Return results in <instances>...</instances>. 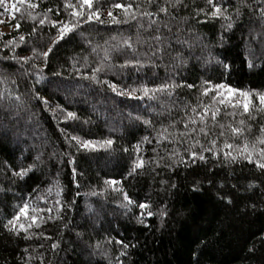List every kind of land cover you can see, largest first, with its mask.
<instances>
[{"label":"trees","instance_id":"obj_1","mask_svg":"<svg viewBox=\"0 0 264 264\" xmlns=\"http://www.w3.org/2000/svg\"><path fill=\"white\" fill-rule=\"evenodd\" d=\"M31 2L40 3V7L33 10L27 7V2L21 4L20 0H11V6L15 5L11 11V21L4 23L0 19L3 22L0 27L5 24L12 26L8 32L0 35V49H3L0 51V264H115L109 257L118 255L119 245L114 242L107 244L99 253L88 247L89 242L94 245L97 240L103 242L107 237L135 244L134 248L128 249L127 256L121 258L124 264H195L194 254L200 264H264V175L254 165L245 161L225 165L221 152L218 160L213 159L211 153H205L207 162L197 161L188 165L173 163L171 169L155 166L156 159H167V150L174 146L187 159V149L195 139L208 145L206 138L196 134L187 143L173 145L163 140L158 145L155 142L157 131L153 130H159L161 123L168 126L173 120L179 121L185 117L183 106H195L198 98L202 102H210L208 98L201 97L198 89L178 87L174 89L171 98L162 96L152 101L147 98L143 101L129 100L116 97L106 85L97 86L75 77L64 80V84H86L87 87L57 89L56 85L62 78L54 77V71L63 70L64 75L68 76L73 71L72 58H79L78 66L82 67V57L88 55L92 62L90 66H95L97 57L104 55L103 49L92 53L79 35L72 42L58 46L43 73L45 79L41 83H34L35 76L23 74L24 69L34 72L30 64L21 68L12 59L2 58L11 56V46L4 47V41L24 35L27 43L20 42V47L15 51L19 57L30 56L31 48L40 40V32L35 37L30 35L32 28L38 25L45 9H53L48 14L52 18H55L54 13L58 8L63 12V0ZM236 2L223 0L229 8ZM112 3L132 6L128 13L122 9H112L118 19L123 21L127 17V23L108 22L107 13ZM93 4L95 8L101 9L102 19L106 22L103 25L94 22L83 26L84 35L91 38L93 46L98 43L107 48L122 38H130L129 42L144 59L146 54L151 55L149 45L155 47L157 27L162 28L164 36H171L174 40L178 34L194 45L190 50L185 46V52L190 51L191 56L185 55L184 65L175 62L172 56H165L163 61H156L159 67L149 64L142 69L141 77H147L142 82L150 87L166 79L170 83L175 81L197 85L209 77L213 80L221 79V69L215 63H206L208 52L221 53L226 57L230 64V74L226 72L224 79L232 86L244 89L264 86V44L260 42L264 37L257 34L260 31L259 25L247 14V9L243 10L245 15L236 21L233 29L225 30L222 25L226 21L223 20L198 22L207 19L198 11L206 7L205 0H184L177 9L169 6L167 16L164 13L145 15L146 12L157 13L159 7L166 6L165 0H93ZM29 12L35 13V21L28 15ZM150 21H156V24L150 27ZM17 24L20 25L19 30ZM164 25L170 26L172 31L169 32ZM253 28L255 32L251 31ZM42 31L45 33L43 41L46 46L49 43L47 33L51 31L54 34L55 30H50L46 25ZM112 37L117 40L113 41ZM105 41H108V45H105ZM131 54V49H126V55ZM111 55L116 64L124 62L125 55L119 52ZM201 56L205 59H199ZM250 61L256 65L254 68L248 67ZM34 62L43 67L42 60ZM83 70L90 71V67ZM117 71L122 75L118 77L108 73L104 78L121 86L132 83L133 76L128 73L134 70L114 69V72ZM37 91L49 99L53 109L57 105L66 107L60 119H64L66 112L71 110L79 115L80 120L69 119L67 123H58L44 104L34 98L28 102V94ZM17 96L25 98L27 110L17 111L15 107L9 109V103ZM256 104L258 106V101ZM197 111L202 112L203 108ZM129 113L150 119L153 125L145 126L138 120H130L127 118ZM187 115H193L191 108H188ZM242 118L240 115L218 117L222 123L238 122ZM83 120L89 123L84 124ZM207 123L210 133L220 131L218 125L213 128L210 119ZM246 123L252 125V132L245 129L244 136L230 139V142L242 145L245 138L254 140L255 135H259L260 124H264V115ZM61 128H65L69 135H82V138L94 141L112 138L116 141L114 150L109 151L104 146L97 151L77 152L75 148H69ZM176 130L183 131V123H178ZM145 136L152 139V143H140L139 155L150 163H146L139 175L124 179L122 186L117 187H123L134 200L147 201L154 211L158 212L167 206V216L156 215L145 219L149 225L147 228L137 222L135 214L140 210L133 208L126 212L124 208L118 207L123 202L122 194L104 185L106 178L119 180L126 175L137 155L132 146ZM228 136L231 138L230 130ZM223 140L221 137L218 145H222ZM259 147L264 146L257 145ZM124 148L129 151L125 153ZM200 149L201 145L196 144L194 150L199 152ZM38 152L43 153L42 162H37L38 166L29 174L30 178L26 182L16 180L11 169L32 164ZM69 152L75 158L80 173L75 179L72 165L68 163ZM168 162L172 163L170 160ZM77 180L81 185L79 189L75 186ZM249 183H254L255 189L248 190ZM194 187L199 190L194 191ZM101 189L102 195L91 194L93 190ZM58 191L61 192L59 196ZM42 194L47 197L46 201H37L36 198ZM29 196L41 207H53L55 201L61 200L65 202V208L63 220H49L41 228L29 229L31 239L26 240L23 232L20 236L12 235L3 225L13 215L14 205L21 202V197L27 200ZM221 196L225 199H221ZM73 199L77 203L71 209L67 208L66 205ZM226 199H231L233 203L226 204ZM41 215L49 214L45 212ZM52 215L55 216V211ZM65 223L68 224L67 229ZM77 232L83 234V239L76 235ZM44 236L51 239H44ZM201 241L206 246H202ZM54 243L59 244L55 253L51 248ZM253 246L255 251L250 252Z\"/></svg>","mask_w":264,"mask_h":264},{"label":"snow or ice","instance_id":"obj_2","mask_svg":"<svg viewBox=\"0 0 264 264\" xmlns=\"http://www.w3.org/2000/svg\"><path fill=\"white\" fill-rule=\"evenodd\" d=\"M27 2V7L29 9H38L40 7V3H32L31 0H20L21 4ZM151 2V0H149ZM0 3H3V0H0ZM184 3V0H165L164 7H159L157 13L146 12L145 15L152 16L158 15L159 13H164L165 16L169 15V6L173 9L179 8ZM206 7L199 8L198 11L202 12L204 16L207 18L203 21H198L199 23H207L208 20L226 21L222 27L225 30H231L234 28L236 21L240 20L243 15H245L244 9H247V14L250 15L251 18L255 19V22L259 25V33L261 37H264V0H237L236 4L232 5L231 8L226 6L223 3V0H205ZM15 8V5H13ZM131 5H124L122 3H112L108 9V18L111 24H120L127 23V17L122 21L113 15L112 9H122L125 13L129 12ZM53 9L51 7L45 9L38 21V25L33 27L30 35L35 37L37 32H40V40L38 44H34L31 48V55L25 57H19L16 54L15 49L20 47V42L27 43L24 35H18L13 39H9L4 41V47H9L11 51L10 57H2L3 59H12L15 63L19 64L21 68L24 65L30 64L31 68L34 72H28L27 69H24L23 74L29 77L35 76L34 83H41L45 77L43 73L45 69L48 67L49 62L55 51L58 49V46H63L66 43L72 42L77 35L81 37V40L85 43L86 48H91L92 53H98L99 49H103L104 55L102 57H97L95 62V66H90L92 62L89 61L88 55H84L82 57L84 64L82 67H79V58H72V72L69 73L68 76L64 75V71H54L52 75L54 77H61V82L56 85L57 89L61 88H85L84 85H67L64 84V80H70L73 77L77 80H86L95 84L97 86H107L108 89L116 96L120 98H125L129 100H141L143 101L145 98L148 100H158L162 96H167L168 98L173 97L174 89L178 87H187L188 89H198L201 97H207L210 102H202L200 99H197V103L195 106L185 105L183 106V110L185 111V117H182L181 120L176 121L173 120L168 126H164L161 123V127L159 130L153 129L157 131V135L155 137L156 144H160L161 141L167 140L169 144H180L187 143L189 139H192L193 134L202 135L207 139L208 145L205 146L201 143L200 139H195L192 143L191 147L187 149L188 158L185 159L179 152V150L174 146L170 150L167 159L165 157H158L155 161V166L157 168L167 167L171 169L173 167V163L175 164H185L188 165L190 163H196L197 161L207 162L208 157L205 153H211L213 159H219L221 152L224 155V163L225 165L229 163H236L240 161H245L249 165H254L256 169L260 171L262 175H264V147L257 148V145L264 146V124H260L259 126V135H255L254 140L249 141L245 138L243 144H235L230 142V139H236L241 136H244L245 129L251 133L252 125L246 123L248 120H258L260 115H264V86H261L259 89L248 88L244 89L238 86H232L230 83L226 81L225 73L230 74V64L227 62L226 57H223L221 53L212 54L211 52L207 53L206 63L212 64L215 63L217 67L221 69L219 72V77L221 79L213 80L210 77L201 80L200 84L197 85L195 83H177L175 81L169 82L167 79L162 81L159 84H153V86H149L146 83L142 82V79H147L146 75L142 78L141 71L142 69L149 66L159 67V64L156 61H163L165 56H172V59L175 62H178L180 65H184L185 63V55L187 54L189 57L191 56V52H185V46L187 49H192L194 45L182 38L180 35H176L175 39L171 36H164L161 27L156 28V35L154 36L155 47L153 45H149V52L151 55H147L144 59H142L137 53L136 48L129 42L130 38H122L120 42L113 43L109 45V47L105 48L98 43L93 46L91 38L86 37L83 32L84 25H90L92 23L105 24L106 22L102 19L101 9L95 8L93 4V0H63V12L59 10V8L55 11V18L50 17L48 14L52 13ZM28 15L35 21L36 15L34 12H29ZM0 23H3L0 21ZM153 24H156V21H150L149 26L151 27ZM48 26L50 30L54 29L55 32L52 34L51 31L47 33L49 43L45 46L43 41V36L45 33L42 29L45 26ZM164 27H168V31L171 32L172 29L168 25H164ZM17 30H19L20 25H16ZM252 32H255L256 29H251ZM2 35V33H0ZM113 41H116V37H112ZM261 44H264V39H262ZM105 45H108V41H105ZM223 46V37H221V47ZM122 48L124 50H122ZM126 49H131V55H126ZM3 51V49H0ZM119 52L121 55H125L124 62L121 64H116L113 59L111 53ZM174 53V55H173ZM199 59H205L204 56L199 57ZM43 62V67L37 62ZM256 65L253 62H249L248 67L254 68ZM90 67V71H84L83 69H87ZM119 68L121 70L132 69L134 70L128 75L133 76V80L131 84H127L124 86L119 85L118 83L112 82L110 79H105L104 76L108 75V73H113L116 76H121V72H114V69ZM103 74V76L101 75ZM159 94V95H158ZM35 99L38 103H42L46 106V110L52 113L54 119H57L58 123L64 124L67 123L69 119L73 121H79L80 117L75 111L68 110L66 112V117L64 119H60V116L63 115L66 111L65 106L57 105L56 109H53L48 98L41 96L39 92L29 93L28 94V102H31V99ZM10 99V98H9ZM258 101V106L256 102ZM173 103H179V101H173ZM9 109L15 107L17 111L24 109H28V103L25 102V98L23 96H17L14 101L9 103ZM163 108L164 105L162 104ZM188 108H191V112L193 115H187ZM198 108H203L202 112H198ZM243 110L242 112L240 110ZM170 112V109L168 110ZM162 114V113H161ZM223 116H232L236 117L237 115L242 116L238 122H228L222 123L218 119V117ZM128 119L130 120H138L143 123L145 126H152L153 121L150 119H143L141 115L137 114L133 116L129 113ZM211 120L213 128L217 125L219 126L220 131L218 133L211 132L208 128V120ZM84 124H88V120H83ZM178 123H183L184 130L178 131L176 130V125ZM239 126H236V124ZM199 125L198 127H190ZM169 129H172L170 131ZM231 132V138L228 136V132ZM61 134L65 136L68 140L69 148H75L77 152L81 151H97L101 147L106 146L107 150L113 151L116 141L112 138L103 139L100 141H94L92 139L82 138V135L72 134L69 135L65 128H61ZM215 138H212V137ZM223 137L222 145H218V140ZM75 141V143H73ZM140 143H152V139L148 136L142 138V140L134 144L132 147L136 150L137 155L136 158L132 161L131 167L127 170L126 175L122 177V179L115 178H106L104 179V185L111 186L112 191H117L122 194L123 202L118 205V207H122L125 211H132L133 208H138L140 211L135 214L137 222L144 225V227H149L148 224L145 223V219H150L153 216L159 215L160 217L167 216L168 209L167 206H164L159 209V211H154L153 206L147 201H139L134 200L126 191H124L123 187H117L118 185L123 184V180L133 177L135 175L140 174V170H143L146 163H150L146 161L143 157L139 155V146ZM196 144L201 145V149L199 152L195 151ZM123 151L127 153L129 151L128 148H124ZM156 151V149H153ZM55 154V153H53ZM69 156L68 163L72 165L73 170V178L75 179L80 173L77 170V162L75 158L71 156V152L67 154ZM42 152H38L35 157V161L32 164L27 166H21L19 169L12 168V176L19 181H25L30 178V173L34 171V169L38 166L37 162H42ZM172 161L169 163L168 161ZM165 183V181H162ZM58 184V181H57ZM76 188H80V183L77 180L75 184ZM175 187V185H172ZM256 185L254 183H249L248 190L255 189ZM194 191H198V187H194ZM50 192L51 189H48ZM61 194L60 191L57 192L59 196ZM93 196H100L103 194V190L100 191L93 190L91 193ZM77 196L80 195L79 192L76 193ZM37 201H46L47 197L43 196L36 198ZM221 199H225L221 196ZM77 203L76 199H73L66 206L71 209ZM226 204H232L233 201L231 199L225 200ZM59 205V207H56ZM65 208V202L61 200H57L54 202L53 207H41L39 203L32 201L31 196L29 199L25 200L21 197V202L19 204L14 205L15 211L11 218L7 220V222L3 225L4 229L8 231L10 234L15 236H20V234L24 233V239H31V234L29 233V229L41 228L42 225L46 224L49 220H63V211ZM53 211H55V216L52 215ZM91 211V210H90ZM47 212L49 215L44 216L41 213ZM65 229H67L68 224H64ZM43 235V234H42ZM78 237L83 239V234L77 232ZM44 239H51V237L44 236ZM262 241H264V237H262ZM115 243L120 246V250L118 255L114 258L109 257L110 260H114L115 264H124V261L121 259L122 257L127 256L128 249L134 248L135 244L126 243L123 239H116L114 237H107L103 242L97 240V242L93 245L89 242L88 247L92 248L95 252L99 253L100 250L107 244ZM202 246H206L203 241H201ZM52 251H55L59 248V244L54 243L51 246ZM27 251V249H25ZM250 252L255 251V247L249 249ZM107 255V252H105ZM193 259L195 264H200L199 258L194 254Z\"/></svg>","mask_w":264,"mask_h":264},{"label":"rangeland","instance_id":"obj_3","mask_svg":"<svg viewBox=\"0 0 264 264\" xmlns=\"http://www.w3.org/2000/svg\"><path fill=\"white\" fill-rule=\"evenodd\" d=\"M0 7L2 9V15L0 19L4 23H9L11 21V11H12V6H11V0H3V3H0ZM12 26L10 24H5L0 27V33L8 32Z\"/></svg>","mask_w":264,"mask_h":264}]
</instances>
